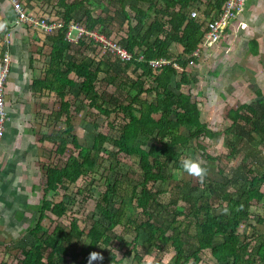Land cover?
Returning <instances> with one entry per match:
<instances>
[{
  "label": "trees",
  "instance_id": "16d2710c",
  "mask_svg": "<svg viewBox=\"0 0 264 264\" xmlns=\"http://www.w3.org/2000/svg\"><path fill=\"white\" fill-rule=\"evenodd\" d=\"M112 1L116 15L109 17L94 15L89 5L92 0H57L58 15L61 17L55 18L63 19L65 27L49 36L53 41L50 70L43 80L34 81L33 88L56 91L60 97L59 108L53 109L49 115L55 122L51 134L37 129L33 136L41 156L48 153L62 158L70 151L68 146L71 144L77 154L71 151L62 167L44 164L47 181L39 207V222L30 230L35 242L33 245L25 242L17 244L16 248L22 256L18 264H69L70 261L89 264L91 252H98L104 257L102 262L93 264H122V259L117 260L113 250H107L112 242L109 232L122 224L124 219L121 210L114 211L110 206L121 194L117 182H106V191L96 205L101 217L91 218L88 232L81 229L75 220L68 231L57 226L50 232L42 226L48 219V213L63 218L71 210L69 203L74 200L65 194L79 179L96 173L107 143H111L116 151L112 155L123 153L135 157L140 168L137 184L132 186L130 203L135 201V208L141 210V216L128 217L127 227L134 238L127 243L124 257L133 254L138 264H151L146 256L156 259L157 255H165L172 248L175 253L172 264H198L205 250H210L218 264H264V237H260L261 243L255 250L254 241L259 237L253 239V236H246L243 241L239 235L241 224L257 217L250 208L253 200L264 198L261 191L263 173L249 169L242 180L238 179L237 173L234 189L230 190L222 207L227 208V214H216L212 208L213 198L220 200L225 192H220V188L213 189L207 182L201 188L193 180L182 181L177 185L178 196L173 205L160 201L167 193L164 186L174 180V175L168 170L183 171L180 161L186 158L185 151L192 140L198 142L202 137L213 140L223 135L224 148L230 151L229 155L225 151L222 154L212 152L211 155L207 146L199 142L196 144L203 158L214 163L230 158L231 153L239 154L238 148L245 143L242 133L252 125L261 127L259 142H264V118L254 119L256 110L251 105L230 110V126L218 133L201 121V102L195 99L197 95L193 88L198 84V78L192 70L199 65L202 55L194 53L202 50L209 31L205 15L214 19L213 14L223 12L227 0H136L129 5L134 18L126 12L127 0ZM138 2L148 4L147 10L142 9ZM199 3L203 6V13L199 12L193 18L192 11L199 8ZM151 13L155 16L152 22H148ZM121 14L122 20L117 19ZM71 22L80 23L86 31L104 35L126 49L132 58L122 60L109 50V46L89 37H80L76 43L69 42L66 33ZM126 22L127 30L123 29ZM133 22L143 26V30L136 33ZM115 27L116 32L113 31ZM250 46H253V41H250ZM68 54L72 55V59L67 60ZM113 57L116 61L112 60ZM156 62L160 65H155ZM151 83L152 87L148 85ZM98 84L101 85L99 89ZM75 88L79 89L75 101L82 99L79 101L81 104L75 107L76 113L81 112L85 105L106 117L113 113L123 115L125 123L119 136L114 138L99 133L91 147L80 145L78 136L71 135L74 127L70 120L75 103L65 99ZM150 96H154L153 100H148ZM259 96L264 99L261 94ZM10 108V105L5 106L3 113L11 120ZM61 121L66 123L65 129L57 128ZM37 136H40L39 139ZM109 161L110 169L120 164L116 157H109ZM59 189L70 200L68 204L63 198L60 202L47 199L48 194ZM197 189L203 190V196L192 194ZM180 202L183 204L180 205ZM123 203L126 204L125 201ZM162 210L167 213L166 217L161 216ZM142 232L147 238L140 242ZM84 238L88 240L87 247L80 245ZM216 238L222 241L217 242Z\"/></svg>",
  "mask_w": 264,
  "mask_h": 264
},
{
  "label": "rangeland",
  "instance_id": "374dc122",
  "mask_svg": "<svg viewBox=\"0 0 264 264\" xmlns=\"http://www.w3.org/2000/svg\"><path fill=\"white\" fill-rule=\"evenodd\" d=\"M1 1L7 3L9 5V8H11L12 4L10 3V0H0V2ZM21 1H25V3L28 5L26 6V10L30 11L31 13H36L37 15H45L48 17H61L58 15L57 0H42V2L40 0H20V3H22ZM68 1L72 2L74 0ZM136 2V0H127L125 2L126 12L130 14L131 18H134V14L129 8V5ZM89 5H91L93 13L96 16L108 15L109 17H112L113 15H116L115 4L112 0H92V3H90ZM138 5L144 10H147L148 8V4L143 2H138ZM197 5L200 7V13H203V6L201 5V3ZM6 11L4 10L3 12ZM2 15H4V13ZM16 15L17 14H13L7 19L8 23L10 24L17 23L15 30L20 29L18 25L19 19H17L19 18V16L16 17ZM150 16L151 17L149 18L148 22L153 21L155 14L151 13ZM121 18H123L122 14L120 15V17H117V19ZM127 24L128 23L126 22L125 25H123V29L127 30ZM133 25L136 26V33L143 30V26L136 25V22H133ZM21 26L23 27L24 25L21 23ZM244 29L245 28H243V30ZM113 31L116 32L117 27L113 28ZM16 32L13 33L14 39L10 38V43H8V45L10 49L14 48V50L18 52L16 58L20 60L21 55L22 60L23 49L20 45L19 39H21L23 32ZM73 36L74 38H76L79 35L77 34V32H74ZM25 39H27V37H25L24 40ZM32 44H34V41L31 43V45ZM35 44L28 50V52L30 53L29 57L33 59L45 58V62L47 63L48 53L50 54L51 50L50 45L40 44L39 47L42 48L40 52L38 44L36 42ZM28 46L30 45L26 44V47ZM35 49L39 50V54L35 52ZM247 56L252 64L261 63L264 61V49H261L259 47L258 41L256 46H250L248 48ZM205 57L207 58L208 55H205ZM112 60H115L114 57L112 58ZM26 62L28 63V60ZM37 63H39V61ZM43 69V66H40L37 69V74H42V78L45 77V72H43ZM192 71L196 75V77L200 76L201 78L207 72L205 68H201L198 66L194 67ZM51 76L52 75H50V77ZM148 85L150 87L153 86L152 83ZM203 85L204 83L202 84V86ZM100 86L101 85L98 84L97 89H99ZM25 88H27V83H23V89ZM193 90L198 93L200 90V84L195 85ZM78 93L79 89L75 88L71 93H69L65 97V99L72 103H75L72 107L71 112V116L73 117L70 121L74 127L71 135L74 134L78 136V142L80 143V145L91 147L94 142V137L99 133H103L107 136H112L114 138L119 136L121 126L125 123L123 115L113 113L110 117H106V115L99 114L96 110L88 108L85 105L83 106L84 108L81 112L76 113L75 107L76 105H80L81 103L79 101L82 100L80 99L78 101V98L75 101L74 97L77 96ZM147 98L148 100H153L154 96H150ZM59 99L60 98L58 96H53L52 99H8V96L5 97V106L9 107L10 105L11 107V120L9 119L10 121L7 123L5 137H3L1 141L2 149L4 152L6 151L5 153H3V151L0 150V161L1 159H3L0 172V182H2L1 187L4 190H9L8 193H12L13 196L16 195V192L12 191H19L21 188L22 191H30L31 189H33V187L34 189L33 194L25 195L24 198L22 197V200L16 199L14 197V199L9 202L8 205L6 204L4 206H0V243L2 244L3 251L0 255L4 257V263L0 262V264H18L19 258L22 259L20 251L18 252V249L14 247L16 241L21 240L22 242H25L29 245H33L35 242L34 237L32 235L29 236L28 234H26V231H28L31 227L35 226L40 215L39 207L42 205V191L45 187V175L43 170L44 164L62 167L65 165L66 159L68 158L69 153L71 151L77 154V150L74 148L73 144L68 146L70 148V151L65 156H62V158L59 155L56 156L48 153H43V156H41L38 153V148L36 147V139L35 136H33V134L36 133V130L39 129L41 133L43 132L51 134L52 130L55 128V122L49 117V115L51 114L50 112L53 111V109L57 110L59 108ZM213 117L215 118L214 123L217 121L216 127L219 128L221 124L220 119H216L215 116ZM46 122H48L49 125L46 126ZM95 125H98L99 127L96 128ZM65 127L66 123L62 121L57 125L58 129H65ZM15 130L18 131L17 134H15ZM211 130L214 131L213 129ZM19 131L24 132L19 133ZM39 137L40 136H37V139H39ZM256 137L258 138V140H256ZM256 137H252V139H254V141H260L261 136L257 135ZM249 138L250 137H247V139ZM218 141H220V135L215 137L214 140H212L211 142L206 137H202L198 142L204 147L207 146V148L213 149L215 154H222L224 153V151H226L225 148H223V144H221L219 147L218 145L213 144L217 143ZM198 142L196 140L191 141L189 149L185 151L186 158L200 160L204 164V166L208 168V173H211L210 177L214 179V181H212L210 180V178H206L205 182L209 183L212 187H214V189H217L216 185L217 183H219L217 182V180L221 183L224 180L223 177L229 178L230 175L225 174L223 176V174H220L222 176L216 175L215 178V174H217L218 171H223V169H227V165L231 164V159L228 162L216 161L215 163L204 159L202 156V151L200 149H197L196 147V144ZM28 145H32L34 149L30 154L24 151L30 148V146ZM13 147H15L16 152L12 153V150L11 152L9 150ZM22 151H24V153H21ZM114 151L115 149L113 145L111 143H107V145H105L102 150V160L99 162V166L96 170V173L90 174L89 176L82 177L81 179H79L75 185L70 187V190L66 194L63 190L48 194V200L60 202L62 200L61 198H63V200L68 204L70 200L65 195H70L74 202L72 204L69 203L71 210H69L65 217L56 218L52 215H49V218L42 223V226L43 228L48 229L50 232H52L57 226L63 227L66 231H68V229H70L71 222L75 220L77 221L81 229L88 232L92 223L91 218L99 219L101 217V215L99 214V210L96 208V205L97 200H99L102 193L106 191V182L108 180H110L112 183L117 182V185L121 189V194L117 196V198H115V201H113L114 203H111L110 206L111 209H113L114 211L121 210L124 214V219L122 224H120L114 230L109 232V235L112 238V242L110 244V247L107 248V250H113V252L117 256V260L122 259V264H138L133 259V254L129 257H124V255L127 250V243L132 242L134 238L133 235L129 234V228L127 227L128 217H130V215H136L138 217L141 216V210L135 208V201L130 203L132 186L136 185V180L139 179V162L137 158L129 157L123 153H116L112 155V152ZM229 152L230 151H227L228 155L230 154ZM11 154L12 156L17 155V158H14L12 161H10L9 164ZM109 157H116L120 161V164H118L115 169H110ZM37 163H40L39 168L37 167ZM205 163H208V166ZM6 167L7 170L4 171ZM227 171H230L229 168L227 169ZM168 173L174 175V180L164 186V189L167 190V193L160 198V201L164 204L173 205V203L177 201L176 198L178 194L176 189L177 185H179L180 182H190L193 180V183H197L198 181L195 177L188 175L184 171L175 170L173 168H170L168 170ZM192 177L194 179H192ZM10 184H12L11 188H9ZM157 186L158 185L155 186V189ZM200 187L204 188V186L201 184ZM192 194L201 197L203 196V190H194ZM227 196L228 195L225 194L221 199L225 200ZM220 200L216 199V202L213 203L212 208H214L216 214L223 213V205L220 203ZM124 201L126 203L125 205H123ZM20 202L23 203L22 207H20ZM179 204L182 205L183 203L180 202ZM17 212L20 213H18V215H15V213ZM161 216L166 217L167 213L162 210ZM183 218L184 217H181L180 219ZM126 231L127 233H125ZM146 238V235L142 232L140 234V242L145 241ZM80 245L82 247H87V238H84L80 242ZM174 254L175 253L172 248L170 251H167L165 255L156 254V259H153L154 264H157L159 261L162 264H171ZM151 260L152 259H150L149 261ZM6 261L7 263H5ZM69 264L76 263L70 261Z\"/></svg>",
  "mask_w": 264,
  "mask_h": 264
},
{
  "label": "crops",
  "instance_id": "0c3cea01",
  "mask_svg": "<svg viewBox=\"0 0 264 264\" xmlns=\"http://www.w3.org/2000/svg\"><path fill=\"white\" fill-rule=\"evenodd\" d=\"M6 12H3V11ZM12 8H9L7 3L3 1L0 2V21L4 17L7 16L5 13H10ZM4 13V15H2ZM0 25L2 23L0 22ZM243 28H245L243 30ZM1 29V28H0ZM23 36H29L28 29H23ZM32 36V35H31ZM29 39H25L28 41ZM250 41H253V46L257 45V41L259 42V47L264 49V0H252L250 1L240 17L234 21L230 30H228L227 36L223 41L213 47L211 50H205L200 58V62L198 67L205 68L206 74L201 78H198V84H200V90L195 95V99H198L202 104L201 106V121L206 122L210 128H213L215 132H224L230 124L231 120L228 117L230 110H237L239 107H243L245 105H251L255 110V118L258 117L264 118V99H260L259 94L264 98V61L261 63L252 64L247 56V51ZM211 54V55H210ZM205 55H208L206 58ZM27 50L23 51L22 60H14L13 65L15 67L14 73L9 78L7 83V93L9 98L11 99H36V95H33L30 90V84L32 79L38 78L35 70L31 67L29 70L27 69ZM21 57V55H20ZM14 59V57L12 58ZM204 61V62H203ZM213 63V64H211ZM48 66V64L40 63V66ZM207 66V67H202ZM38 67V68H39ZM21 73L20 71H22ZM201 72V71H199ZM32 73V74H31ZM194 75V73H192ZM23 83H27V88L23 89ZM204 85L202 86V84ZM202 86V87H201ZM51 95H45L47 99H52ZM51 97V98H49ZM42 98V99H46ZM216 119H220L221 124L220 127H216ZM261 127L257 128L255 126H250L246 132H243V137L245 138V143H242L238 148L240 149V153L234 155L231 153L230 158H225L224 161L228 162L231 159V164L227 165V169L229 168V172L227 169H223V171H218L216 175L223 176L230 175L228 182L227 177H223V181L217 180V189L220 188V192H225L223 196L229 195L231 189H234V185L237 181H235L234 177L237 176L238 179L242 180V177L245 175L246 170L255 169L259 173L264 174V142L256 141L258 138L257 135L261 136ZM29 136V135H27ZM247 137H250L247 139ZM256 137V140L252 139ZM262 137V136H261ZM223 135L220 136V141L217 143H213L218 145V147L223 144L224 148V140ZM214 140V139H213ZM217 140V139H215ZM261 140V138H260ZM212 140H210L211 142ZM29 149L24 150L26 153H32L34 150L32 145ZM226 149V148H225ZM12 153L16 152L15 147L10 149L9 151ZM14 150V151H13ZM216 150V149H215ZM22 151L21 153H24ZM226 149V153H227ZM6 152V151H5ZM207 152L212 155L214 152L213 149L207 148ZM230 153V152H229ZM218 156V155H217ZM235 157V159H234ZM16 156L10 155V161H12ZM205 159V158H204ZM2 161H0V172ZM208 166V163H205ZM7 170V167L4 171ZM211 173H208L207 178L214 181L210 177ZM244 181V180H243ZM241 181L240 183H243ZM0 182V206L8 205L14 197L16 199L22 200L27 194H33V189L22 191V188L16 192L15 196L12 193H8L9 190H4L1 187ZM13 184V183H12ZM10 184V187H12ZM261 191L264 193V183H261ZM239 186V185H237ZM214 189V187H213ZM8 193V194H7ZM7 194V195H6ZM7 197H6V196ZM222 196V197H223ZM216 202V197H214ZM226 200L221 199L220 203L223 205ZM39 203V202H38ZM23 203L20 202V207H22ZM1 210V209H0ZM251 212L257 215L255 219L245 221L241 224L239 229V235L243 241L246 240V236L259 237V239H255L254 241V249H258L261 239L260 237H264V198L260 201L253 200L251 202ZM17 212L15 215H18ZM228 213V211H227ZM31 227L29 231L32 229ZM217 242L222 241L220 238H216ZM207 262V263H206ZM198 264H218L214 260L211 255L210 250H205Z\"/></svg>",
  "mask_w": 264,
  "mask_h": 264
},
{
  "label": "clouds",
  "instance_id": "9594fccd",
  "mask_svg": "<svg viewBox=\"0 0 264 264\" xmlns=\"http://www.w3.org/2000/svg\"><path fill=\"white\" fill-rule=\"evenodd\" d=\"M15 1L22 6V9H24V11L27 14L33 15L34 17H36L38 19H45L47 21V24L48 25L55 24L56 27L53 29V31L50 32V31H46L44 28H42L40 26H37L35 24H32V23L29 24V23H22V22L19 23L18 22V25H19V28L20 29L15 30L16 29V26H17V23L10 24L7 21L8 17H10L13 14H16V12L14 11L15 5L13 4V0H10V3L12 4V6H11L12 10H11V12L9 14L8 13H5L7 16H3L4 19L2 18L1 21H0L2 23V25H0V28H1L0 29V74H1V70H2L3 66L7 65L8 66V69H9V71L7 73L8 75H7L5 84H4V91H5L4 96L5 97L8 96L7 88L5 86L8 83L9 78L14 73L13 71L15 70V67L13 65V61L14 60H17L16 57H17V54H18V52H16L14 50V48H11L10 49L9 48V45H8V43H10V38H13L14 39L13 33H15L16 31H17L16 33L22 31L23 34H24V30L23 29H28L29 36H23V34H22L21 39H19V41H20V45H21L23 51L27 50V56H26V58L28 60L27 69L29 70V68L32 67L35 70L34 73L37 74L38 73L37 69L39 67V64L40 63L46 64L45 58H40V59L30 58L29 57V54L30 53L28 52V50L35 44V42L38 44V47H39L40 44H42V45L49 44L50 47H51V50H52V43H53V41L50 40L49 36L50 35H54V33L57 32L59 29H64V27H65V22L63 21V19H58V18H55V17H48V16H45V15H37L36 13H31L30 11H27L26 10V6H28V5L25 3V1H23V2L21 1L22 3H20V0H15ZM250 1H252V0L247 1L246 4L248 2H250ZM199 8L198 9H195V11L197 12V16L199 15L198 13L200 12L199 11ZM244 10H245V6H244L243 11L240 12L234 19H232L229 22L228 26L226 27V29L224 30L222 36L220 37V39L218 41L214 42L212 45H208L207 43H205V39H204V41H203V48H202V50L199 51V55H202L205 50H211L213 47L219 45L223 41V39L226 38L227 33H228V30H230V28L232 27L234 21L237 20L240 17V15L243 14ZM220 13L221 12H219L218 14H215L214 13L213 14L215 16L214 19H210L207 16V14L205 15V17L207 18V21H208V26H207L208 28H209V23L211 21L215 20L216 17ZM16 17H17V15H16ZM191 17H192V14H191ZM193 18H195V17H193ZM21 23L24 25L23 27L21 26ZM74 32H77V34L79 36L76 37V38H74V36H73V33ZM92 34H94V35H96L98 37H101V38L103 37L104 40L97 39ZM25 37H27V39H29V40L28 41H25L24 40ZM80 37H89V38L93 39L95 42H102L104 45H106L105 41H110V39H107L104 35L99 34L97 31H86L85 30V27L82 26L80 23L71 22L69 24V26H68V30H67V33H66V39L69 42L76 43L77 41H79V38ZM33 41H34V44L31 45V43ZM26 44H28L30 46L26 47ZM5 46H7V47H5ZM39 48H40V52H41L42 48L41 47H39ZM51 50H50V54L48 53V61H47L48 66H46V65L43 66L44 67V69H43L44 71L43 72H45V77L47 76V74H46L47 71L50 70ZM35 52L37 54H39V50L35 49ZM194 55H196V52L194 53ZM13 57H14V59H12ZM20 59H21V57H20ZM70 59H72V55L71 54H68L67 55V60H70ZM38 61H39V63H37ZM63 69H65V68L63 67ZM20 72L23 73V69ZM37 75L39 77L38 78H35V79H32V82L30 84V90H31L32 94L38 96V97H36V99L46 98L45 95H51V94H52L51 97L58 96V94L56 93V91H51V90L46 89V88L45 89H39V88L38 89H34L33 88L34 81L41 80V79L43 80L45 78V77L42 78V74H37ZM71 78H74V75L73 74H71ZM8 99H9V96H8ZM4 107H5V102H4ZM8 122H9V119H7L5 117L4 130L7 128V123ZM4 130H3L2 136L0 137V150L1 151H3L1 141H2L3 137H5ZM22 132H24V131H19V133H22ZM17 133H18V131L15 130V134H17ZM3 153H5V152L3 151ZM39 164L40 163H37V167L38 168H39ZM180 167L183 169V171L185 173H187L190 176L195 177L197 179V181H198L199 184H201V185L204 184L205 179L208 176V171L209 170H208L207 167L204 166V164L200 160H198V159H192V158H184V159H182L180 161ZM44 175L46 176L45 173H44ZM46 181L47 180H46V177H45V183H46ZM43 190H44V188H43ZM59 190H61V189H59ZM42 195L44 196L43 191H42ZM39 206H40V204H39ZM227 211H228L227 208L223 209V212L225 214H227ZM49 215L54 216L53 214L48 213V218H49ZM39 217H40V215H39ZM39 217H38V220H37L36 224L39 222ZM54 217H56V216H54ZM33 228H34V226H33ZM26 234H28L29 236H31L29 230L26 231ZM19 243H22V241L21 240L16 241L15 244H14V247L16 248L17 247V244H19ZM0 247H1L0 248V254H1L3 252L2 251V244L1 243H0ZM0 256H2V255H0ZM146 257H149V259H152L151 260L152 261L151 264H154V260H153L154 258H152V256H146ZM103 259H104V257L102 256V254H100L98 252H91L89 254V257H88V262H89V264H93V262H96V261L102 262ZM0 262L4 263V257L3 256L0 257ZM5 263H7V261ZM157 264H162V263L159 261Z\"/></svg>",
  "mask_w": 264,
  "mask_h": 264
},
{
  "label": "built area",
  "instance_id": "2783aa9c",
  "mask_svg": "<svg viewBox=\"0 0 264 264\" xmlns=\"http://www.w3.org/2000/svg\"><path fill=\"white\" fill-rule=\"evenodd\" d=\"M249 0H228L223 12H221L215 20L211 21L209 23V31L206 34L205 37V43L208 45H212L214 42L218 41L220 37L222 36L224 30L228 26L229 22L234 19L240 12L243 11L244 6L246 2ZM13 4L15 5L14 11L19 16V23H32L37 26H40L44 28L46 31H53V29L56 27L55 24L48 25L47 21L45 19H38L34 17L33 15L27 14L24 9H22V6L17 3L15 0H13ZM197 12H192V17H196ZM94 35V34H92ZM95 38L104 40L103 37H98L94 35ZM106 45L109 46V50L112 51L114 54L118 55L119 58L122 60H130L132 58V55L121 46L117 45L113 41H105ZM199 54V51L196 52V55ZM166 62V61H165ZM155 65H160L159 62H156ZM9 69L8 66H3L0 74V137L3 134L4 130V123H5V116L3 113L4 109V102H5V91H4V84L7 78V73Z\"/></svg>",
  "mask_w": 264,
  "mask_h": 264
},
{
  "label": "bare ground",
  "instance_id": "6f19581e",
  "mask_svg": "<svg viewBox=\"0 0 264 264\" xmlns=\"http://www.w3.org/2000/svg\"><path fill=\"white\" fill-rule=\"evenodd\" d=\"M18 16V15H17ZM17 19H19V18H17Z\"/></svg>",
  "mask_w": 264,
  "mask_h": 264
}]
</instances>
